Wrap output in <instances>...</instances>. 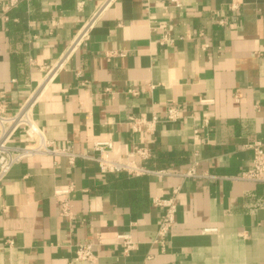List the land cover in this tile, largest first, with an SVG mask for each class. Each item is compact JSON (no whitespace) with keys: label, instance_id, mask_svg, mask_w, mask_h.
Returning a JSON list of instances; mask_svg holds the SVG:
<instances>
[{"label":"crops","instance_id":"crops-1","mask_svg":"<svg viewBox=\"0 0 264 264\" xmlns=\"http://www.w3.org/2000/svg\"><path fill=\"white\" fill-rule=\"evenodd\" d=\"M96 13L85 41L47 75ZM3 16L0 95L10 113L41 87L33 121L55 147L97 158L93 146L111 143L120 160L145 148L142 165L168 176L27 159L0 184V264H264V184L236 180L251 168L243 146L264 151V0H182L178 11L166 0H22ZM161 29L172 45L160 46ZM171 105L177 124L130 130L129 117L149 121ZM203 119L209 126L192 144ZM194 151L197 172L215 180L181 177ZM67 185L70 221L53 195ZM173 188L177 212L163 240L151 201ZM120 235L134 245L126 255ZM79 244L92 245V262L72 263Z\"/></svg>","mask_w":264,"mask_h":264},{"label":"built area","instance_id":"built-area-1","mask_svg":"<svg viewBox=\"0 0 264 264\" xmlns=\"http://www.w3.org/2000/svg\"><path fill=\"white\" fill-rule=\"evenodd\" d=\"M5 1L6 4L1 6L0 10L6 20L7 13L14 9L22 0ZM166 1L167 5L174 10L178 11L182 7V0ZM107 2H111V0H106ZM235 8L231 7L233 10ZM97 17L96 13L82 27L60 60L47 71V75L53 74L63 67L70 54L85 41L89 29ZM218 24H222V22ZM161 31L163 32V37L159 42L160 46L172 45L173 40L168 35L167 29H161ZM40 88L11 113L9 112L5 97L0 95V184L7 178L14 166L34 157H63L71 167L75 165L77 160H91L97 164L102 174H125L128 177L135 178L151 175L157 178L168 176V173L165 171H149L142 165L143 162L150 158V153L145 148H135L126 160H120L110 158L109 154L112 151L111 143H97L93 146V149L99 153L97 158L77 154L69 145L66 147H55L33 121V107ZM210 103V101H199V105L201 106H206ZM181 119L180 107L178 105H171L164 110L161 116L153 115L149 121L143 117H129L128 126L133 133L143 130L150 134L155 130L156 125L160 123L177 124ZM208 126L209 122L207 119H203L196 124L192 131V144L199 141L200 136L206 131ZM16 136L20 137L23 141L20 145L14 143ZM243 149L252 152L251 168L241 173L236 180L254 185L264 184V151L262 145L260 143H253L243 146ZM197 157L198 153L194 151L193 162L181 177L186 180H215L216 177L214 176L199 174L197 172ZM73 189L72 185L59 186L55 187L53 192L54 197L58 200L59 216L68 221L74 219L69 203V196L73 192ZM179 190V188H173L165 197L153 198L151 201L152 208L161 212L157 236L163 240H166L175 222L177 212L176 200ZM118 238L121 240L120 245L123 254H128L134 248L130 237L128 235H120ZM8 244L11 245V242H8ZM94 259L91 244L74 246L72 263L92 262Z\"/></svg>","mask_w":264,"mask_h":264}]
</instances>
